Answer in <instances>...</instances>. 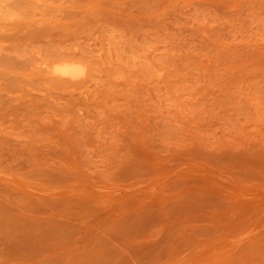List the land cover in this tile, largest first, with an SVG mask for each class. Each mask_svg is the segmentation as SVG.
I'll return each instance as SVG.
<instances>
[{"label": "rangeland", "instance_id": "obj_1", "mask_svg": "<svg viewBox=\"0 0 264 264\" xmlns=\"http://www.w3.org/2000/svg\"><path fill=\"white\" fill-rule=\"evenodd\" d=\"M0 264H264V0H0Z\"/></svg>", "mask_w": 264, "mask_h": 264}, {"label": "bare ground", "instance_id": "obj_2", "mask_svg": "<svg viewBox=\"0 0 264 264\" xmlns=\"http://www.w3.org/2000/svg\"><path fill=\"white\" fill-rule=\"evenodd\" d=\"M69 65V64H68ZM57 68H59V67H57ZM64 68V67H63ZM71 69V68H70ZM62 70H64V69H62ZM58 71V70H57ZM63 72V71H62ZM66 72H68V71H66ZM73 72V71H72Z\"/></svg>", "mask_w": 264, "mask_h": 264}]
</instances>
